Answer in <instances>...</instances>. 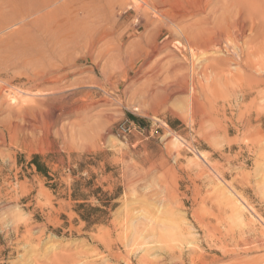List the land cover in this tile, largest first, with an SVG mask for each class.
<instances>
[{
    "label": "rangeland",
    "instance_id": "374dc122",
    "mask_svg": "<svg viewBox=\"0 0 264 264\" xmlns=\"http://www.w3.org/2000/svg\"><path fill=\"white\" fill-rule=\"evenodd\" d=\"M37 1L0 0V264H263L264 0Z\"/></svg>",
    "mask_w": 264,
    "mask_h": 264
},
{
    "label": "bare ground",
    "instance_id": "6f19581e",
    "mask_svg": "<svg viewBox=\"0 0 264 264\" xmlns=\"http://www.w3.org/2000/svg\"><path fill=\"white\" fill-rule=\"evenodd\" d=\"M70 1V0H69ZM142 1V0H141ZM55 3H57V0H39V1H37L35 4H34V6L32 7V8H30L29 10H27V12H25V13H23L22 15L21 14H19V19L20 18H22V19H26V18H29L30 16L31 17H33V20H32V23H36V24H38V23H40L41 24V22H46V23H49L50 21H51V18H52V16L55 14V11H54V9H52V8H54L53 7V5L55 4ZM145 3V5H149V4H147L146 2H144ZM149 3V2H148ZM213 3V2H212ZM207 5L206 6H210V1H207V3H206ZM239 4V2H238V0L235 2H233V1H231V5H238ZM241 4V3H240ZM4 5H5V3L4 2H0V20H2V18L4 17V20L3 21H1L0 22V33H2L4 30H6L9 26L11 27L12 25H13V21H16L17 19H18V17H14V18H11V19H5V15L3 14V12H2V9H3V7H4ZM59 5V4H58ZM63 6V5H62ZM204 6H205V3H204ZM50 7H51V9H50ZM150 7V6H149ZM153 7V6H152ZM207 7V8H208ZM151 8V7H150ZM56 9V8H55ZM58 10H59V8H57ZM56 9V10H57ZM202 9H205V8H202ZM208 10V9H207ZM199 12V11H198ZM202 13V12H201ZM204 13V12H203ZM205 13H206V11H205ZM204 13V14H205ZM213 13V12H212ZM198 14V13H197ZM207 14L208 13H206L205 15L207 16ZM231 14V13H230ZM210 15V14H209ZM212 15H214V13L212 14ZM211 15V16H212ZM194 16V15H193ZM54 17V16H53ZM64 17V16H63ZM213 17H215V16H213ZM238 17H239V15H238ZM210 17L208 16V19H209ZM215 18H217V17H215ZM229 18V17H228ZM227 18V19H228ZM231 19V18H230ZM74 20V19H73ZM168 20H170V19H168ZM204 22H205V24H206V19L204 20V19H202ZM201 20V21H202ZM242 20H244V19H242ZM64 21V20H63ZM196 21V20H195ZM208 21H210V20H208ZM213 21H215L214 19H213ZM246 21V20H245ZM197 22V21H196ZM51 23V22H50ZM207 23H209V22H207ZM211 23V22H210ZM215 23V22H214ZM232 23V22H231ZM217 23H215V24H211V25H213V26H215ZM229 24V23H228ZM39 25V24H38ZM193 25V24H192ZM226 25V24H225ZM189 26V25H188ZM191 26V25H190ZM205 26H208V25H205ZM222 26V25H221ZM49 27V26H48ZM50 28V27H49ZM48 28V29H49ZM222 28V27H221ZM48 29H46V30H48ZM216 31H215V30ZM231 29V28H230ZM45 30V31H46ZM50 30V29H49ZM203 30V29H202ZM217 30H218V26H217V28H215V27H213V28H204V32L205 33H207V34H209V33H211V34H213V38L212 39H206V40H204L203 42H199V43H193V48H196V49H199V52H200V50H202L203 52L204 51H206L207 52V54H208V52L209 51H216L217 50V48H219L220 46H221V42L225 39V40H227V39H229L230 37V33H221V35L220 36H218V35H216L217 33ZM236 30V29H235ZM183 31V30H182ZM221 31H223V29L221 30ZM232 31V30H231ZM238 31V30H237ZM200 32H201V30H200ZM228 32V31H227ZM198 33V32H197ZM194 34V33H193ZM204 33H202V35L200 34H197V36H198V38L200 37V39L202 38L203 39V37H204V35H203ZM207 34H206V37H207ZM219 34V33H218ZM235 35V34H234ZM196 36V35H195ZM196 36V37H197ZM203 36V37H202ZM215 36V37H214ZM255 37V36H254ZM237 38V37H236ZM187 39V38H186ZM204 39H205V37H204ZM230 39H232V37L230 38ZM252 39V38H251ZM198 41V40H197ZM202 41V40H201ZM196 42V41H195ZM227 42V41H226ZM236 42V41H235ZM234 43V42H233ZM188 44H190V43H188ZM187 45V44H186ZM195 45V46H194ZM190 46V45H189ZM236 46H238V45H236ZM240 46V45H239ZM257 47H258V44H257ZM257 47H256V44H255V47H253L252 45H251V48H249V52H247V54L246 55H243V59L240 61V63L239 64H237V67H238V69H240L239 71H241V68H247V72H248V70L250 71V75H247L246 77L248 78V80L247 81H249V82H251V84L253 85V87H255V88H258V87H260L261 85H264V79H261V77L260 78H255V76L252 74L253 73V66L251 65L250 66V64H249V61H250V58H253L254 56H255V52L254 51H256V49H257ZM192 49V48H191ZM36 50V49H35ZM194 50V49H193ZM220 50V49H219ZM262 50V49H261ZM261 50H260V52H261ZM109 51V50H108ZM205 52V53H206ZM260 52H258V54L260 53ZM110 53V52H109ZM253 53H255V54H253ZM264 53V52H263ZM213 54V53H212ZM244 54H245V52H244ZM257 56V55H256ZM228 59V58H227ZM231 60V59H230ZM210 61H212L211 63V65H209L208 67H207V69L209 70V68L211 67L212 68V70H214V71H218V69L217 68H214L215 67V65H218V63H219V59L217 58V59H211ZM257 61V60H256ZM209 62V61H208ZM264 62V61H263ZM230 63V62H229ZM263 65V64H262ZM205 66V65H204ZM259 66V65H258ZM258 66H257V68H258ZM183 68V67H182ZM210 68V69H211ZM262 68V67H261ZM237 68H236V70H238ZM205 71V70H204ZM260 71V70H259ZM262 71V70H261ZM260 71V72H261ZM193 72V71H192ZM209 72V71H208ZM224 70L223 71H219L218 72V74L216 75V76H218V75H220L221 77H225L224 79H226V77H227V75L226 76H224L225 74H224ZM238 72V71H237ZM246 72V73H247ZM255 72V71H254ZM210 73V72H209ZM196 74V73H195ZM213 74V73H212ZM242 74H245V73H242ZM36 75H38V74H36ZM40 75V74H39ZM42 75V74H41ZM209 75V74H208ZM185 76V75H184ZM231 76V75H230ZM242 77H245V76H242ZM241 78V77H240ZM207 79H209V78H207ZM222 79V78H221ZM221 79H217V80H221ZM227 80H228V78H227ZM227 80H225V85H227V83H228V85H229V81H227ZM229 80H230V78H229ZM232 80V79H231ZM208 81V80H207ZM237 81V80H236ZM50 82V81H49ZM48 82V83H49ZM53 82H55L54 80H53ZM53 82H50V83H53ZM186 82V81H185ZM184 82V86H183V89H187L188 88V85H187V83L189 82H186L185 83ZM213 82V81H212ZM216 83V82H215ZM230 83H232V82H230ZM247 83V82H246ZM193 84V83H192ZM199 84V83H198ZM233 84H234V82H233ZM39 85V84H38ZM41 85V84H40ZM235 85V84H234ZM195 86V85H194ZM211 86V85H210ZM236 86V85H235ZM192 87V86H191ZM214 87V86H213ZM221 87V86H220ZM233 87V86H232ZM237 87V86H236ZM236 87L234 88V89H236ZM181 88V87H180ZM208 88H209V86H208ZM242 88V87H241ZM227 89H229L228 87H227ZM252 89V88H251ZM174 89H172V91H173ZM194 90V88L192 87V91ZM243 90V89H242ZM253 91V90H252ZM202 92H204V91H202ZM259 92V91H258ZM169 93V92H168ZM171 95H169V97H170ZM53 99V98H52ZM193 101H195L194 100V96H193ZM23 104H25V103H23ZM194 104H195V102H194ZM196 104H197V101H196ZM22 105V104H21ZM194 106V105H193ZM192 106V107H193ZM199 108V107H198ZM193 109H194V107H193ZM27 110V109H26ZM193 111V110H192ZM194 111H195V109H194ZM31 113V112H30ZM35 117V116H34ZM31 118V117H30ZM36 118V117H35ZM30 121V120H29ZM28 122V121H27ZM27 124V123H26ZM247 236V235H246ZM243 237V236H242ZM253 239V238H252ZM250 240V238H246V239H244L243 240V244L242 245H250V244H252V246H253V240ZM257 239V238H256ZM241 243V242H240ZM249 247V246H248ZM250 248V247H249ZM258 248V247H257ZM174 253V252H173ZM194 253V252H193ZM246 253V252H245ZM147 254H149V253H147ZM242 255V254H241ZM146 256V255H145ZM194 256V255H193ZM181 258V257H180ZM144 259V258H143ZM142 259V260H143ZM146 259V258H145ZM197 259V258H196ZM173 260V259H172ZM178 260V259H177ZM196 261V260H195ZM234 261V260H233ZM232 261V262H233ZM235 262V261H234ZM237 262V261H236ZM144 263L146 264V263H148V264H150L148 261H144ZM173 263V262H172ZM163 264V263H162ZM264 264V263H263Z\"/></svg>",
    "mask_w": 264,
    "mask_h": 264
},
{
    "label": "trees",
    "instance_id": "16d2710c",
    "mask_svg": "<svg viewBox=\"0 0 264 264\" xmlns=\"http://www.w3.org/2000/svg\"><path fill=\"white\" fill-rule=\"evenodd\" d=\"M130 119H131L133 122L137 123V124L140 122V120H138V119H136V118H134V117H130ZM38 160H39L38 157H35V158L33 159V164L35 165V167H36V169H37V172L40 173V174L46 175V173H47L46 168H45L43 165H41V164L38 162Z\"/></svg>",
    "mask_w": 264,
    "mask_h": 264
}]
</instances>
